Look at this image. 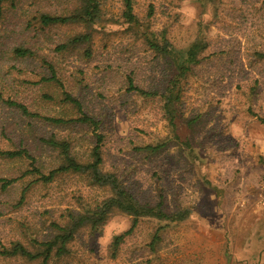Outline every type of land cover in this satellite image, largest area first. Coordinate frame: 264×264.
Here are the masks:
<instances>
[{
	"label": "rangeland",
	"instance_id": "rangeland-1",
	"mask_svg": "<svg viewBox=\"0 0 264 264\" xmlns=\"http://www.w3.org/2000/svg\"><path fill=\"white\" fill-rule=\"evenodd\" d=\"M100 1L106 25L95 32L90 57L83 56L86 45L79 52H53L55 44L80 27L57 26L45 29L44 35L29 29V40L37 54L52 60L82 110L100 122L96 133L102 136L103 170L114 172L139 200L153 203L161 198L167 211L188 207L191 214L160 230L152 251L148 242L162 223L140 219L116 257L109 259L112 236L131 223L128 215L115 211L100 236L81 231L72 256L49 264H264V59L257 55L264 54V0H131L134 14L151 30L164 31L173 47L183 49L197 38L206 44L200 63L184 81L179 110L192 122L181 138L168 125L158 97L127 90L128 77L143 89L161 87L170 73L168 65L118 23L121 0ZM71 2L20 0L12 8L4 6L0 45L9 44L34 12H61ZM7 56L0 52V77L9 83L17 76L30 81L14 86L18 101L41 116L75 117L74 109L60 103L58 89L35 84L43 72L36 60L13 64ZM53 132L72 138V152L79 159L95 140L88 127L53 128L0 104V148L26 149L42 173L58 157L38 138ZM158 143L164 148L154 155L136 150ZM30 168L27 159L0 158V178H16L0 187V247L15 240L28 244L30 237L46 239L61 209L77 207L75 196L91 202L106 195L82 187L71 176L51 185L32 184L23 192L34 179ZM0 264L36 263L0 256Z\"/></svg>",
	"mask_w": 264,
	"mask_h": 264
},
{
	"label": "trees",
	"instance_id": "trees-1",
	"mask_svg": "<svg viewBox=\"0 0 264 264\" xmlns=\"http://www.w3.org/2000/svg\"><path fill=\"white\" fill-rule=\"evenodd\" d=\"M20 0H0V19L3 16L4 6L14 7ZM122 10L120 12V25L125 26L143 40L144 45L162 58L168 65L170 71L163 85L155 90L143 89L133 83L128 77L127 90L137 93L142 97H158L163 115L175 133L177 138H181L186 128L192 120L186 121L182 118L179 104L183 94L184 81L187 76L197 66L201 58L199 55L205 48L202 38L195 39L187 47L177 49L166 39L164 31L157 33L150 29L148 23L140 20L133 12L131 0H121ZM61 12H34L23 23L21 29L14 31L9 44L0 45V52L6 51L8 58L13 64L25 62L27 60L38 63V67L43 72L38 73L39 77L35 84H46L58 89L63 96L60 103L68 104L75 110V117L41 116L36 111H32L26 103L17 100V94H13L14 86L29 85L30 81H19L17 77L12 78L11 83L2 75L0 77V104L8 111L26 116L28 118H40L44 124L55 127H66L68 125L88 127L94 133L95 140L88 150L85 158H77L72 152V138L50 133L48 136L38 138L45 146L56 152L57 164L48 172H41L39 167L34 165L35 159L26 149H1L0 158L13 159L24 158L29 160L31 166L29 172L34 179L29 181L23 192L27 191L32 184L51 185L56 179L66 176L77 178L83 182V186L95 188L106 193L100 199L88 202L83 195L75 196L77 207H65L61 209L59 218L49 224L52 231L46 239L29 238L28 244H23L18 240L11 241L8 246L1 245L0 256L4 258L20 257L36 264H49L50 262L66 261L72 254V245L76 241L81 231L87 230L90 237H97L102 234L103 227L115 211L128 215L131 218L130 226L127 230L112 236L108 244L109 259H114L119 246L123 244L125 238L130 236L138 221L142 218H149L162 223L157 227L155 233L148 242L150 250H154L155 245L160 240L159 232L169 225L186 220L191 209L188 207L177 208L167 211L164 208L163 200L151 203L150 201L139 200L134 193L125 187L120 178L110 171L103 170L102 157V136L96 133L100 122L89 116L81 108V103L77 97L67 91L64 82L59 77L58 70L51 59L37 54L29 40V29L34 35H44L45 29H52L57 26H76L81 31L67 38L63 43L54 45L53 52L63 54L70 51L79 52L81 45H86L83 49V56L90 57L92 39L95 32L104 29L106 21L103 16L100 0H72L67 6L62 7ZM152 7L149 8V15ZM48 39V37H47ZM4 47V51L2 50ZM260 59H264L263 53L257 54ZM12 69L16 68L11 65ZM21 73V68H17ZM18 86V85H17ZM45 99H52L51 95L42 93ZM264 122L263 119H260ZM164 148L163 143L147 144L136 147V150L146 152L149 155L159 153ZM16 178L1 179V189L11 185ZM24 198V193L20 201ZM20 203V202H19Z\"/></svg>",
	"mask_w": 264,
	"mask_h": 264
}]
</instances>
